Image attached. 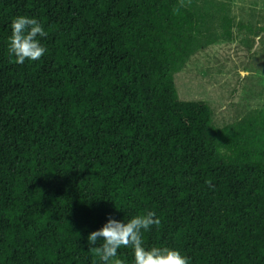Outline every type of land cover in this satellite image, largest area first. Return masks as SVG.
<instances>
[{
  "label": "trees",
  "instance_id": "1",
  "mask_svg": "<svg viewBox=\"0 0 264 264\" xmlns=\"http://www.w3.org/2000/svg\"><path fill=\"white\" fill-rule=\"evenodd\" d=\"M211 4L0 0V264H101L88 234L148 211L146 249L264 264V109L218 125L177 93L196 51L234 37L231 17L210 29ZM18 15L47 32L39 60L9 55Z\"/></svg>",
  "mask_w": 264,
  "mask_h": 264
},
{
  "label": "rangeland",
  "instance_id": "2",
  "mask_svg": "<svg viewBox=\"0 0 264 264\" xmlns=\"http://www.w3.org/2000/svg\"><path fill=\"white\" fill-rule=\"evenodd\" d=\"M217 3L206 9L213 11L206 14L210 29L221 36L222 16H228L234 37L222 36L196 51L175 73V83L181 98L206 100L214 122L223 125L248 109H264V0Z\"/></svg>",
  "mask_w": 264,
  "mask_h": 264
},
{
  "label": "clouds",
  "instance_id": "3",
  "mask_svg": "<svg viewBox=\"0 0 264 264\" xmlns=\"http://www.w3.org/2000/svg\"><path fill=\"white\" fill-rule=\"evenodd\" d=\"M11 35L8 37V52L17 64L25 60H39L47 51L38 37H45L44 26L36 19L26 15L12 18ZM153 225L159 226L160 220L152 211L132 216L127 221L108 217L107 222L87 236V250L99 258L101 264H124L119 258V249L132 252V264H189V258L179 250L169 247L145 248L142 231Z\"/></svg>",
  "mask_w": 264,
  "mask_h": 264
},
{
  "label": "bare ground",
  "instance_id": "4",
  "mask_svg": "<svg viewBox=\"0 0 264 264\" xmlns=\"http://www.w3.org/2000/svg\"><path fill=\"white\" fill-rule=\"evenodd\" d=\"M189 66V65H188ZM179 78H181V77H179ZM181 89V88H180Z\"/></svg>",
  "mask_w": 264,
  "mask_h": 264
}]
</instances>
